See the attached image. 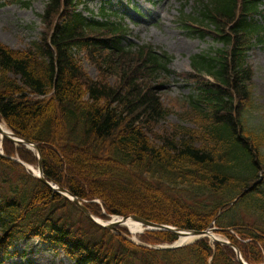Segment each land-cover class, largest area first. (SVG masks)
<instances>
[{
    "label": "trees",
    "instance_id": "1",
    "mask_svg": "<svg viewBox=\"0 0 264 264\" xmlns=\"http://www.w3.org/2000/svg\"><path fill=\"white\" fill-rule=\"evenodd\" d=\"M86 2L48 0L41 37L28 48L0 40V119L40 145L46 177L88 200L94 214H136L197 230L216 220L236 229L241 239L225 234L250 264L262 263L264 127L249 122L248 52L264 43V26L255 19L264 0H200L195 15H183L191 36L222 45L193 55L194 73L173 70L165 50L130 42L127 26L86 17L79 9ZM173 75L194 83L184 101V120L193 126L161 134L156 127L171 113L163 84ZM3 150V256L13 255L17 241L36 237L73 264H241L230 246L212 247L207 239L175 249L134 243L94 223L11 158L37 164L32 150L9 139ZM140 237L152 245L178 238L167 230Z\"/></svg>",
    "mask_w": 264,
    "mask_h": 264
},
{
    "label": "rangeland",
    "instance_id": "2",
    "mask_svg": "<svg viewBox=\"0 0 264 264\" xmlns=\"http://www.w3.org/2000/svg\"><path fill=\"white\" fill-rule=\"evenodd\" d=\"M29 4L18 2L0 3V39L12 48H28L38 40L42 32L41 13L48 0H25ZM106 0H91L90 7L100 9ZM129 26L130 38L137 43L151 42L161 46L174 55L172 68L178 72L193 71L191 55L202 53L210 47H221L211 38L204 40L191 38L183 27L182 14H193L200 0H111ZM137 7L142 16L134 12ZM264 9V6L262 7ZM257 19H261L260 17ZM249 61L253 70L251 89L254 104L249 110V122L256 127H264V45L256 46L249 52ZM87 72L97 77L95 66L85 62ZM168 89L162 92L163 101L171 113L160 123L156 130L161 134H171L178 124L193 126L187 118L185 97L192 91L182 78H170ZM163 81V80H162ZM184 103V104H183ZM139 235V233H137ZM137 234L129 235L138 239ZM18 253L4 264H72L63 254H58L37 239H30L19 244ZM24 253V255H23Z\"/></svg>",
    "mask_w": 264,
    "mask_h": 264
},
{
    "label": "water",
    "instance_id": "3",
    "mask_svg": "<svg viewBox=\"0 0 264 264\" xmlns=\"http://www.w3.org/2000/svg\"><path fill=\"white\" fill-rule=\"evenodd\" d=\"M0 129L1 131L3 132V134L5 136H7L8 138L10 139H13V140H16V141H19V142H24L25 144L27 145H30V146H33L36 151L38 152L39 156L41 154L40 152V147L38 144H35L33 143L32 141L30 140H25V139H22V138H19L17 137L15 134H13L12 132L8 133V132H5L2 127L0 126ZM40 159V158H39ZM39 169H40V174H41V179L49 184V185H52V183H50L44 176V173H43V163L40 159L39 161ZM58 192H60L61 194L71 198V200L80 208L84 211V213L91 219L95 220L96 222L100 223L93 215L92 213L90 212V210L87 208V206L77 197L73 196L67 189L65 188H62V187H59V189L57 190ZM71 196V197H70ZM131 217L132 219L134 220H137V221H141L143 222L146 226H149V227H152V228H157V229H170V230H173L175 233L179 234V235H182L183 232L180 231V230H177V229H172L171 227L169 226H166L164 224H158V223H155L153 221H150V220H146V219H143L142 217H139L137 215H132V216H129ZM129 217H123V220L126 221ZM102 224V223H100ZM121 223L120 222H111L109 223L108 225H105V224H102L110 229H117V226L120 225ZM192 235H202L204 234L203 231H198V230H194V231H191ZM242 261V260H241ZM243 262V261H242ZM244 263V262H243ZM246 264V263H245Z\"/></svg>",
    "mask_w": 264,
    "mask_h": 264
},
{
    "label": "bare ground",
    "instance_id": "4",
    "mask_svg": "<svg viewBox=\"0 0 264 264\" xmlns=\"http://www.w3.org/2000/svg\"><path fill=\"white\" fill-rule=\"evenodd\" d=\"M2 128L4 130L6 129V125L4 123H2ZM34 171L36 173H38V169L37 168H34ZM120 219L121 218H119V217H115L112 221H114V222L121 221ZM124 225H126L133 234H137L139 232H142L144 230V227H145L141 222L135 221L133 219H128L124 223ZM192 239H193V237L184 236V237L180 238L179 243L190 242Z\"/></svg>",
    "mask_w": 264,
    "mask_h": 264
}]
</instances>
